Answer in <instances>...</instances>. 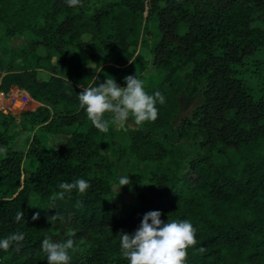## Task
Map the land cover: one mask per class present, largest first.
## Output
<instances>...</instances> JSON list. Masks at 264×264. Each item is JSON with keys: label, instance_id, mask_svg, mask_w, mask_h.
<instances>
[{"label": "trees", "instance_id": "1", "mask_svg": "<svg viewBox=\"0 0 264 264\" xmlns=\"http://www.w3.org/2000/svg\"><path fill=\"white\" fill-rule=\"evenodd\" d=\"M26 34L0 57V90L39 102L0 109V239L25 234L0 249V264H48L45 238L73 239L70 264H129L120 232L150 211L196 229L184 264H264V0H0V41ZM150 65L155 78L139 71ZM137 73L165 97L157 119L100 132L78 93ZM41 134L65 143L44 150ZM24 157L34 164L23 170ZM128 175L139 204L126 208L112 185ZM79 178L91 185L84 195L50 199Z\"/></svg>", "mask_w": 264, "mask_h": 264}, {"label": "clouds", "instance_id": "2", "mask_svg": "<svg viewBox=\"0 0 264 264\" xmlns=\"http://www.w3.org/2000/svg\"><path fill=\"white\" fill-rule=\"evenodd\" d=\"M66 3L70 7H75L80 5L81 0H66ZM124 79L125 87L119 86L111 76L97 86H81L83 91L78 93L80 107L85 110L88 120L100 132L107 133L110 122H128L138 126L142 122L155 121L158 116L156 105L165 103V97L160 91L154 94L145 91L138 73L126 75ZM105 113L111 115V121L105 118ZM60 143L65 142L61 140L57 145ZM128 184L129 175L119 177V188ZM90 186V182L83 178L75 179L71 183L61 182L60 191L54 192L50 199L63 200L65 195L70 196L73 190L82 196ZM80 206L82 201H77V207ZM161 215L160 211H150L144 214L140 226L134 233H125L121 230L120 247L123 257L129 264H184L187 248L196 243V229L188 220L168 219L165 222ZM39 216L40 213L37 211L32 219L37 220ZM24 217V211H17L14 219L19 222ZM49 219L53 222L57 219L62 220L63 216L57 212ZM24 239L23 232H14L0 239V249L6 251L14 244L21 246ZM73 247L74 241L71 238L59 243L45 238L41 243L48 264H70L69 250ZM200 251L203 252L204 249L201 248Z\"/></svg>", "mask_w": 264, "mask_h": 264}, {"label": "rangeland", "instance_id": "3", "mask_svg": "<svg viewBox=\"0 0 264 264\" xmlns=\"http://www.w3.org/2000/svg\"><path fill=\"white\" fill-rule=\"evenodd\" d=\"M102 1H106V0H97V5L100 4ZM150 20L152 22H155L154 17H152ZM31 36L32 34H26V35H21V36L16 35V36L11 37L10 40L0 41V57L3 60L6 59L7 56L6 54L5 55L3 54L2 52L3 49L9 48L12 50H18L23 44V42L26 43L27 39H29V37ZM140 49H143V48H140ZM39 51L44 52V49L40 47ZM143 51L144 53L147 54L146 49H143ZM77 59L79 60V58ZM139 71L143 72L144 74L148 75L151 78L156 77V73L152 65L144 67V68L142 67L139 69ZM21 94L22 93L18 89H12L9 93L6 94L7 96L5 97L4 104L6 105V108H8L13 113H19L21 110H24L30 107L34 108L36 105L35 102L29 103L27 100V96L23 94L21 95ZM19 95L26 98L25 103L23 107L21 108H18L17 106V104H19V100H18ZM107 118L111 121L110 114L107 116ZM113 123L115 124L116 128H120V129H125L127 127L136 126L134 124H129L128 122H119V123L113 122ZM31 138H32V132L24 131L18 134V136L16 137V146L19 148H23V149L26 148L28 144L30 143ZM39 138H40L41 146L44 150H49L55 147L61 140H63V136L60 134H52V135L41 134L39 135ZM33 164L34 162L29 157H24L22 160L21 167H23V170H24L25 168H30ZM186 167L187 165H184V170L186 169ZM23 174H25V172H23ZM119 187L120 185L117 182H114L112 185V188L115 192V201L119 206H124L128 208V207H132L134 205L139 204L131 185L122 186L121 188ZM29 200L31 203L35 204L38 201V196L36 194H31L29 196Z\"/></svg>", "mask_w": 264, "mask_h": 264}, {"label": "crops", "instance_id": "4", "mask_svg": "<svg viewBox=\"0 0 264 264\" xmlns=\"http://www.w3.org/2000/svg\"><path fill=\"white\" fill-rule=\"evenodd\" d=\"M17 36H19V35H17ZM21 36V35H20ZM10 40V39H9ZM23 44H25L24 42H23ZM22 44V45H23ZM12 89H18V90H20L19 88H17L15 85H11V87H10V91L12 90ZM20 92L23 94V95H26L27 96V100H28V102L29 103H32V102H35L36 103V105H35V107L39 104V102L38 101H36L35 99H33L28 93H26V92H24V91H22V90H20ZM5 93V92H4ZM7 93H9V92H7ZM7 93H5V96L4 97H6L7 95ZM26 99V98H25ZM34 107V108H35ZM27 109H33V107H30V108H27ZM9 110V109H8ZM25 132H27V131H25ZM52 135V134H51Z\"/></svg>", "mask_w": 264, "mask_h": 264}, {"label": "built area", "instance_id": "5", "mask_svg": "<svg viewBox=\"0 0 264 264\" xmlns=\"http://www.w3.org/2000/svg\"><path fill=\"white\" fill-rule=\"evenodd\" d=\"M5 93L0 90V109H8L6 108V105L4 104V100H5Z\"/></svg>", "mask_w": 264, "mask_h": 264}]
</instances>
